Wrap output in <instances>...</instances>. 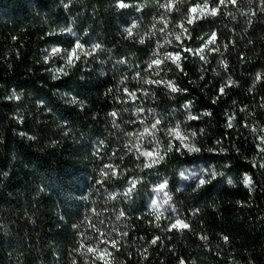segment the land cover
Returning a JSON list of instances; mask_svg holds the SVG:
<instances>
[{"label": "trees", "instance_id": "trees-1", "mask_svg": "<svg viewBox=\"0 0 264 264\" xmlns=\"http://www.w3.org/2000/svg\"><path fill=\"white\" fill-rule=\"evenodd\" d=\"M166 2L0 0V264H264V0L220 5L193 24L188 10L204 0H177L168 13ZM181 23L190 35L177 41ZM213 32L205 60L183 51ZM77 42L91 55L52 79L65 53L45 57ZM175 51L183 71L171 61L146 71L153 52ZM125 87L140 89L135 101ZM158 118L163 129L179 124L201 151H173L144 168L128 147H155L135 135ZM156 137L163 153L170 138ZM200 179L209 183L197 188ZM165 182L160 208L154 194ZM177 218L189 228L169 230ZM89 246L112 255L96 259Z\"/></svg>", "mask_w": 264, "mask_h": 264}, {"label": "snow or ice", "instance_id": "snow-or-ice-1", "mask_svg": "<svg viewBox=\"0 0 264 264\" xmlns=\"http://www.w3.org/2000/svg\"><path fill=\"white\" fill-rule=\"evenodd\" d=\"M213 2L215 3V0H213ZM237 2V0H219V3L216 4V6L214 7H210L209 6V0H204L203 5L197 3L195 4L193 7L189 8V15L186 18V22L187 24H193L195 23L196 20H200V19H204L207 18L208 16H216L219 13L220 10V5H224L226 3H232L235 4ZM176 5H177V0H167V2L165 4H162L161 7L165 10V13L171 12L173 10H176ZM118 6L121 8H126L129 7V5L123 3V0H119ZM135 27V25L133 26ZM153 27H155V25H153ZM178 27L182 30L181 33L179 34H175V39L177 41L181 40V35H190L188 33V29L184 27V23H181L178 25ZM128 32V36L131 37L132 36V29L129 28L126 30ZM161 32L164 31V29H160ZM215 38H216V33L213 32L211 34V36L206 40L202 42V45L200 48H197L195 50L190 49V48H184L183 51L184 52H188L191 53L192 55H199L201 60H205L206 57L204 56V51L205 49L208 47L209 44H213L215 43ZM140 43H144V40L141 39ZM166 43H171V41H166ZM99 45H96L93 47L92 51H95L96 48H98ZM163 45H160L158 43L157 48H162ZM215 49H213L214 51ZM61 52H64V67H58L53 71V76L52 79L57 80L60 79L62 76H67L69 75V72L66 70L67 68H72L76 66V62L79 61L81 59V53H83L85 56L87 55H91V52H85L84 51V46L82 44H80L79 42H77L72 48L71 50H62L60 48H52L51 53L49 54V56L45 57V61L47 62L50 59V56L52 55H56V54H60ZM153 59L150 60V62L147 65V70H152L153 68L156 69V74H159V71L161 69V66L166 62V61H171L173 64L176 65V67L180 70L183 71V68L181 67V63L180 61L182 59H185L186 57H183L181 55L180 51H175V52H166L163 53L162 55L159 54L158 52H153ZM137 76H139V73H137ZM125 80L127 79V77L124 78ZM257 80L261 79V74H257L256 77ZM145 83H149V84H157V85H163L164 87H166L167 89H169V91L171 93H176L179 91H187L186 89H179L175 83L171 80H146L144 81ZM121 83H124V80H121ZM235 82L232 81L231 79H229L227 85H224L221 87L220 89V93L223 94L225 87L227 86H231L232 84H234ZM111 91V89L109 90ZM140 91V89H135V90H129L127 87L124 88V92L126 93L128 99L135 101L137 99L136 96V92ZM145 94H147V91L145 90ZM152 95L154 96L155 93H152ZM76 100L75 98H73V103H75ZM215 102V101H213ZM185 108H189L190 107V102L184 105ZM137 111L142 112L143 109L142 108H138ZM209 113H204V115H208ZM110 116L115 117L117 115L116 112H111L109 113ZM199 117L197 116H189L188 119L190 120H195L198 119ZM231 119V118H230ZM162 124V120L161 119H156L153 123H151L150 127L146 126L144 127L143 131L140 133H137L135 135V139L137 141H141L143 140L145 134H148L150 136L153 137L154 141H155V147H149V148H145L142 144L140 143H136L131 145L130 147H128V151L132 152L133 149H135V151L138 153L137 158L139 159L140 157H143L145 159V163L143 164L144 168H152L157 164H160L161 162L164 161L166 155L170 152L176 151V152H181V151H186L187 153L191 154V153H198L201 151V149L199 147H196L195 143L193 142V140L189 137V135H186L185 133H183L180 129V125L177 124L175 127H170L167 129H163L160 127V125ZM228 127H232V124L229 123ZM254 131V130H253ZM157 132H163L164 135L168 136L170 139L167 141V147L165 149V151L162 153L160 150V140L156 137V133ZM131 135V134H130ZM196 133L193 132L191 133V137H195ZM262 140H264V137L261 138ZM178 142V143H174ZM219 143V142H218ZM208 151H213V149H208ZM221 151H223V149H221ZM261 151H264V148L261 149ZM107 168L112 169L111 165H106ZM261 167H264V165H261ZM112 173L113 175H116V171L115 169H112ZM105 176L107 175V173H103ZM211 175L213 177H215L216 173L213 172L211 173ZM205 183H209V181L205 180V179H200L199 184H197V188L203 186ZM229 183H231V180L229 181ZM244 184L246 187H250L252 184V180L249 176L245 175L244 177ZM131 185L132 187L129 188V192H131L135 186H136V181L133 180L131 181ZM166 187V182L165 183H161L157 186V191L163 190ZM152 204L154 206H157V203L155 200L152 201ZM124 213L121 212L120 216H123ZM117 219H119V217H117ZM157 219H159V216H157ZM159 226V225H157ZM92 227L94 228L95 225H92ZM189 225L184 222L183 220L177 218L175 220L174 223L171 224L169 230H183V229H188ZM201 239L206 240L207 237L206 236H202ZM223 239L225 241L228 240V237H223ZM159 240V237L154 238L150 243L155 244L157 243V241ZM102 242H107V241H102ZM111 245L113 248L116 247L117 245V241L112 240L110 241ZM81 247H84L83 243L81 244ZM87 252L91 253L96 259H100V260H104L105 256H111L112 253H110L108 251L107 248L103 249V251L101 252L99 249L97 248H93L91 246L87 247ZM105 264H109V262L107 260H105ZM180 264H184V261H181Z\"/></svg>", "mask_w": 264, "mask_h": 264}, {"label": "rangeland", "instance_id": "rangeland-1", "mask_svg": "<svg viewBox=\"0 0 264 264\" xmlns=\"http://www.w3.org/2000/svg\"><path fill=\"white\" fill-rule=\"evenodd\" d=\"M162 195H163L162 190L156 191L155 194H154V198H157L158 200H160V204H161L160 208H166L167 205H165V203H164L165 199H163Z\"/></svg>", "mask_w": 264, "mask_h": 264}]
</instances>
